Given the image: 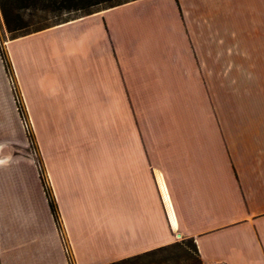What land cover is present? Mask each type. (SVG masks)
<instances>
[{
    "label": "crops",
    "instance_id": "crops-1",
    "mask_svg": "<svg viewBox=\"0 0 264 264\" xmlns=\"http://www.w3.org/2000/svg\"><path fill=\"white\" fill-rule=\"evenodd\" d=\"M0 264H105L191 238L264 264V0H125L4 40Z\"/></svg>",
    "mask_w": 264,
    "mask_h": 264
},
{
    "label": "rangeland",
    "instance_id": "rangeland-1",
    "mask_svg": "<svg viewBox=\"0 0 264 264\" xmlns=\"http://www.w3.org/2000/svg\"><path fill=\"white\" fill-rule=\"evenodd\" d=\"M123 1L125 0H114L111 3L123 2ZM108 4L110 3H105L102 5H108ZM99 6L100 5H96L92 7L91 9L97 8ZM16 12L23 15V19L25 20V23H28V25L20 28L17 31L10 32L7 30L4 24L3 17L0 11V45L2 46L4 51H6L4 40L11 38L13 35L22 33L27 30H32L40 26L50 25V24L60 22L62 20L70 18L71 16L82 13L84 11L56 10V11L43 12V11L34 10V9L20 8L19 10H16ZM10 71L11 72L9 76H10V81L12 83V87L14 91L16 107L20 113L22 127L29 140V147H28L27 152L28 154H32L36 156V162H37V165L40 171L41 179L42 181H44L50 194L52 195L48 182L46 181V178H45V173H44V169L42 167L41 161L38 158L37 147L34 142L30 123L25 113L21 96L19 94V91L15 83L13 82L14 80L12 78V68L10 69ZM24 120L26 121V123ZM57 222L60 226L58 215H57ZM168 245L170 246L166 249H158V250L152 251L147 254H142V256L134 259L132 262H129L128 264H200L198 261V256L193 249V242L190 238L181 237V235L176 236V240L173 243L168 244ZM64 246L68 254L67 255L68 259L70 258V260L73 262L71 253L65 243H64Z\"/></svg>",
    "mask_w": 264,
    "mask_h": 264
},
{
    "label": "trees",
    "instance_id": "trees-1",
    "mask_svg": "<svg viewBox=\"0 0 264 264\" xmlns=\"http://www.w3.org/2000/svg\"><path fill=\"white\" fill-rule=\"evenodd\" d=\"M112 1H114V0H0V11H1L3 21H4V24L7 28V30L10 32H14V31H17L20 28L28 25V23H25V20L23 19V15L16 12V10H19L20 8L34 9V10H39V11H43V12L56 11V10H78V11H84V12H91L93 10L91 8L96 6V5L110 3L108 5L111 6V5L121 3V2L111 3ZM45 26H48V25L40 26V27H37V28L32 29V30H27V31H24V32L19 33V34H15L12 37H15V36H18L21 34H25L27 32L37 30V29L43 28ZM5 52L6 51H4L2 46L0 45V55L2 57L6 71L10 75L11 63H10V60L8 58L7 52L6 53ZM42 182H43L44 189H45V192H46V195L48 198L50 209H51L53 216L57 222L58 212H57V208H56V202H55L53 196L50 194V192H49L46 184L44 183V181H42ZM57 224H58V222H57ZM58 226H59V224H58ZM192 242H193V249L198 256V261L200 264H202L201 259L198 255L196 244L193 240H192ZM169 246L170 245H165V246H162L158 249H166ZM158 249H154V250L148 251V252L143 253V254H147V253H150V252L158 250ZM140 256H142V254L122 258V259L112 261L109 263H105V264H128L129 262H132L134 259H136ZM68 260H69V264H74L70 260V258Z\"/></svg>",
    "mask_w": 264,
    "mask_h": 264
},
{
    "label": "built area",
    "instance_id": "built-area-1",
    "mask_svg": "<svg viewBox=\"0 0 264 264\" xmlns=\"http://www.w3.org/2000/svg\"><path fill=\"white\" fill-rule=\"evenodd\" d=\"M25 121V120H24ZM25 123H26V121H25Z\"/></svg>",
    "mask_w": 264,
    "mask_h": 264
},
{
    "label": "bare ground",
    "instance_id": "bare-ground-1",
    "mask_svg": "<svg viewBox=\"0 0 264 264\" xmlns=\"http://www.w3.org/2000/svg\"><path fill=\"white\" fill-rule=\"evenodd\" d=\"M180 236V235H179Z\"/></svg>",
    "mask_w": 264,
    "mask_h": 264
}]
</instances>
